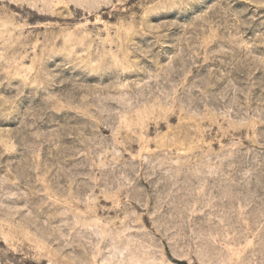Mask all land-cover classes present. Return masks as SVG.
<instances>
[{
  "label": "rangeland",
  "instance_id": "1",
  "mask_svg": "<svg viewBox=\"0 0 264 264\" xmlns=\"http://www.w3.org/2000/svg\"><path fill=\"white\" fill-rule=\"evenodd\" d=\"M0 264H264V0H0Z\"/></svg>",
  "mask_w": 264,
  "mask_h": 264
}]
</instances>
